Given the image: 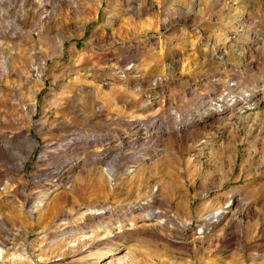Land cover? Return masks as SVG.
Instances as JSON below:
<instances>
[{
	"label": "rangeland",
	"instance_id": "obj_1",
	"mask_svg": "<svg viewBox=\"0 0 264 264\" xmlns=\"http://www.w3.org/2000/svg\"><path fill=\"white\" fill-rule=\"evenodd\" d=\"M0 249L264 264V0H0Z\"/></svg>",
	"mask_w": 264,
	"mask_h": 264
},
{
	"label": "bare ground",
	"instance_id": "obj_2",
	"mask_svg": "<svg viewBox=\"0 0 264 264\" xmlns=\"http://www.w3.org/2000/svg\"><path fill=\"white\" fill-rule=\"evenodd\" d=\"M39 66H36V70L38 71L39 69ZM145 128V127H144ZM230 203V202H229ZM229 203L227 204V206H229ZM41 205V203H40ZM224 209H219V210H216L213 214H212V220H215V221H218L224 214ZM208 219V218H206ZM211 219V218H210ZM83 238V237H82ZM85 239V238H84ZM84 239H81L84 240ZM0 254H1V249H0Z\"/></svg>",
	"mask_w": 264,
	"mask_h": 264
}]
</instances>
